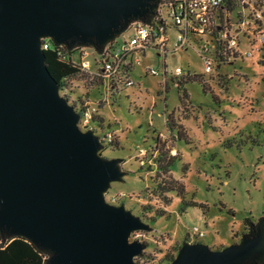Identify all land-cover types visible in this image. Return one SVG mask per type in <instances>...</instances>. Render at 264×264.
<instances>
[{
  "label": "rangeland",
  "instance_id": "1",
  "mask_svg": "<svg viewBox=\"0 0 264 264\" xmlns=\"http://www.w3.org/2000/svg\"><path fill=\"white\" fill-rule=\"evenodd\" d=\"M242 7L235 5L237 17L228 21V28L239 29L235 53L220 61L215 50L209 73H203L200 59L201 44L210 41L204 34L174 52L169 41L163 52L144 50L128 75L130 86L106 91L89 85L87 73L66 84L67 103L83 106L90 117L86 130L101 140L99 156L120 161L123 176L109 184L104 200L114 198L113 205H122L150 228L129 236L128 241L144 245L135 264H167L184 240L220 249L245 233L244 220L264 217V44L255 49L252 43L259 32L264 38V19L254 22L252 10ZM130 32L127 27L117 39ZM83 52L86 61L95 57L86 48ZM175 67L183 76L167 77ZM190 75L199 83L179 85ZM167 116L183 140L166 128ZM156 142L174 158L170 178L184 187L182 199L165 194L166 204L155 190L160 179L152 163ZM157 211L163 215L154 216Z\"/></svg>",
  "mask_w": 264,
  "mask_h": 264
},
{
  "label": "water",
  "instance_id": "2",
  "mask_svg": "<svg viewBox=\"0 0 264 264\" xmlns=\"http://www.w3.org/2000/svg\"><path fill=\"white\" fill-rule=\"evenodd\" d=\"M157 0H0V234L48 254L47 264H135L150 228L104 200L123 172L99 156L101 140L80 130L59 96L40 39L104 47L151 17ZM167 264H264V217L251 235L211 250L183 242Z\"/></svg>",
  "mask_w": 264,
  "mask_h": 264
},
{
  "label": "built area",
  "instance_id": "3",
  "mask_svg": "<svg viewBox=\"0 0 264 264\" xmlns=\"http://www.w3.org/2000/svg\"><path fill=\"white\" fill-rule=\"evenodd\" d=\"M258 2L260 0H157L156 9L149 18L148 24L139 21L129 23L125 27L131 30L129 36L123 39H117V36L102 47L97 54L91 52L95 57L90 62L85 60L84 48L78 49L76 54L79 53V57L76 65L80 72L94 76L99 80L103 89L110 91L116 89L117 85H132L128 75L137 64L136 56L142 55L144 50L152 49L156 52H163L165 43L169 41L174 52L185 47L192 37L206 34L210 41L201 44L200 59L203 64V73H209L213 69L215 50L218 53L217 58L221 59L225 56H233L236 50L235 37L239 29L228 28V19L234 10L228 13L223 6L233 4L241 11H243L242 6H248L253 12V21L258 22L264 19V5L262 3L259 5ZM160 9H163V14ZM233 15L236 16L235 12ZM238 26L242 27V24L239 22ZM246 43L250 49L254 48L251 46L253 43L256 49L264 44V38L259 32L255 34L252 43L248 39ZM50 48L49 39H40L39 49L41 51ZM245 55L249 56L250 53L246 52ZM147 73L157 75L154 70H148ZM164 75L162 68L160 76ZM166 76L181 77L183 75L181 70L175 67ZM58 94L63 97L59 92ZM89 118L87 111L78 114L77 128L82 131L89 129L87 128ZM105 202L113 205L115 200L111 198ZM197 237L200 236L197 235Z\"/></svg>",
  "mask_w": 264,
  "mask_h": 264
},
{
  "label": "trees",
  "instance_id": "4",
  "mask_svg": "<svg viewBox=\"0 0 264 264\" xmlns=\"http://www.w3.org/2000/svg\"><path fill=\"white\" fill-rule=\"evenodd\" d=\"M258 3L259 5H261V3L262 5H264V0H260V2ZM223 8L226 10V12L231 13L234 5L231 4L229 6V4H226L223 6ZM149 18L150 17L142 18L139 20V22L148 24L150 22ZM80 48L84 47L72 46L70 48H66L64 46L55 45L51 42L50 49L41 51L43 54L44 67L48 75L56 83L58 92L65 99V95L69 94L66 86L68 80H71L77 74L86 76L85 73L79 71L78 66L76 65L79 57V53L76 54V52ZM86 49L90 50L94 54H97L102 48L96 46ZM61 56L63 58H61ZM218 59L222 61L221 58ZM195 77V75H190L189 77H186L181 82H179V85L188 82H197L195 80ZM93 83L100 86L99 80L94 76H91L89 85H93ZM74 110L77 114H80L83 111V106H81V104L79 103L77 109ZM165 125L168 130L174 129L175 138L177 141L183 140V132H181L179 126H176L172 123L169 116L166 117ZM154 151L156 153L152 162L154 165V174L156 177H160L159 181L155 185L157 196L162 199L164 204L168 203L169 201L165 196V194L167 193H172L177 198L182 199V196L184 194V187L182 183L178 182L177 180H173L168 174V172H171L173 169V156L168 155V151L163 147L162 143L158 144L156 142L154 144ZM162 215L163 211H157L154 214V216L158 217ZM243 227L245 228L246 232L244 234L251 235L253 232L254 223H251V221L249 220H244ZM183 242H185V240ZM179 246H177V248ZM172 258L173 257H169L167 259V263L170 262ZM47 260V253L39 251L38 249L30 245L26 240L10 237L4 233L0 234V264H47Z\"/></svg>",
  "mask_w": 264,
  "mask_h": 264
},
{
  "label": "flooded vegetation",
  "instance_id": "5",
  "mask_svg": "<svg viewBox=\"0 0 264 264\" xmlns=\"http://www.w3.org/2000/svg\"><path fill=\"white\" fill-rule=\"evenodd\" d=\"M255 224V223H254ZM246 233V232H245Z\"/></svg>",
  "mask_w": 264,
  "mask_h": 264
},
{
  "label": "crops",
  "instance_id": "6",
  "mask_svg": "<svg viewBox=\"0 0 264 264\" xmlns=\"http://www.w3.org/2000/svg\"><path fill=\"white\" fill-rule=\"evenodd\" d=\"M189 243V242H188Z\"/></svg>",
  "mask_w": 264,
  "mask_h": 264
}]
</instances>
